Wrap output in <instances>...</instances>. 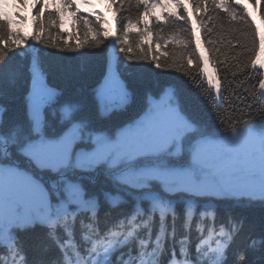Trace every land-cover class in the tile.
<instances>
[{
    "label": "snow or ice",
    "instance_id": "1",
    "mask_svg": "<svg viewBox=\"0 0 264 264\" xmlns=\"http://www.w3.org/2000/svg\"><path fill=\"white\" fill-rule=\"evenodd\" d=\"M104 2L117 5V0ZM18 3L23 6L28 0ZM50 3L58 7L50 9ZM79 3L92 0H32L35 31L30 34L13 27L26 17L0 11V264H253L249 257L264 254V216L249 220L234 209L264 208V127L252 126L255 116L264 118V73L258 95L247 88L246 94L233 92L239 103L228 104L239 114L221 121L222 133L191 118L179 89L168 96L167 86L154 88L142 78L133 87L126 85L120 60L115 66L107 61L103 83L94 90L95 105L89 107L50 87L37 56L10 63L17 50L36 47L32 41L44 45L46 29L62 26L66 17L73 27L80 23L86 29L76 49L98 46L102 38H111L115 45L119 36L108 28L103 14L90 11L82 18ZM243 3L135 0L143 9L141 18L122 25L123 44L129 46L120 51H134L128 35L135 28L136 35L145 38L138 55L147 59L151 53L155 67L162 68L167 61L155 58V41L147 44L152 29L144 17L162 27L152 12L165 10L164 21L185 25L179 31L189 34L186 40L173 37L181 45L178 62H195L199 77L215 90L212 103L220 109L227 88L222 90L220 81L206 71L210 61L219 63L220 49L206 36L205 54L197 23L211 35L215 29L205 21L228 17L238 25L229 34L243 52L254 54V22ZM260 3L264 18V0ZM186 4L192 5L195 19ZM169 5L176 11H168ZM246 32L251 48L242 40ZM251 63L256 69V61ZM259 69L264 70V61ZM160 92L164 99L156 100ZM141 101L138 119L107 124L113 114H126ZM210 209L212 227L197 237L193 256L192 226L205 223L202 218ZM217 223L223 225L219 235L201 247L206 237L216 234Z\"/></svg>",
    "mask_w": 264,
    "mask_h": 264
},
{
    "label": "trees",
    "instance_id": "2",
    "mask_svg": "<svg viewBox=\"0 0 264 264\" xmlns=\"http://www.w3.org/2000/svg\"><path fill=\"white\" fill-rule=\"evenodd\" d=\"M96 4H99L100 0H93ZM235 2V0H231ZM18 0H0V11H2L5 16H11L16 18V14L19 13L20 16L25 15L20 12L17 7ZM117 5L119 7L117 8ZM117 5L109 6L108 3L104 2V11L99 9L83 8L80 9L82 18L87 15L88 12H98L103 14L104 18L108 22L107 26L109 29H113L117 32L119 40L113 48L112 57H108L109 49L111 47V38H102L98 41V46L94 45L89 48L87 45L85 47L76 49V45L84 40V33L86 31L83 24L77 23V27H73V21L71 18L66 17L62 26L58 28H52L50 30L46 29V33L42 36L45 44L40 45L35 41H32L36 47L28 48L24 50H17L12 54L10 63H15L19 59H31L33 55L37 56L42 69L46 74V83L50 87H55L58 90H65V95L68 98L82 100L89 107H94V90L100 87L103 83V77L106 71L107 61L115 66L117 60H120V71L121 79L129 87H133L138 78H142L145 84L154 88H158L161 85L170 87L172 92L173 89H179L183 92L184 96V107L186 112L191 116L193 120L206 123L213 128L214 131L223 132L224 126L221 121L227 122L232 115H238L239 113H233L231 106H229L228 101L233 104H238L236 96L233 95L234 91H238L241 94L244 93V89L247 88L249 93L257 94L259 93V78H262V73L264 70L259 69V63L264 61V44L261 43L264 40V18L261 14V3L257 0V3H251V0H244L243 7L248 9L251 19L253 20L252 32L255 34V49L256 52H243L239 47L236 39L233 35L229 34V30L232 27H236L234 22H230L228 17L221 16L218 20H206L205 22L215 29V31L208 35L203 30L199 28V22L197 23V29L200 34V44L201 48L205 50L207 55V39L215 40L216 47L220 49L216 55L218 56L219 63L209 62L210 68L212 69L215 78L220 81L222 90L227 88L224 92V101L221 102V108L216 109L215 105L212 103L214 98L213 89L207 84V79L204 77H199L201 69L196 68L195 62L192 64L187 63V58L183 61L178 62L179 56L181 55V45L173 39V37L180 36L182 39L188 38V33H181L179 30L186 27L182 24H172L168 25L164 21L163 12L165 10L157 7L153 10L152 15L160 18L162 27H157L156 21H153L149 17H144V19H149V26L152 29L147 39V44H153L156 49L157 55L156 59L161 61H167L166 64L160 69L155 67L153 61V55L150 53L147 59H143L139 53L140 41L142 37L136 35L137 29L133 28L129 30L128 39L131 41V47L134 51L129 54L126 51L121 52L120 48L125 49L129 45L123 44L125 38L122 31V25L126 24L129 20L135 24L138 19H140V13L143 9H138L135 4V0L131 3L128 0L121 3V0H117ZM188 6V7H187ZM50 9H55L58 7L56 4L49 5ZM79 7V6H78ZM189 10V14L195 19L193 15V9L191 4H186ZM34 5L31 7L30 16L28 23H21L19 26L14 25V29L17 27L23 33H32L35 31L33 24V13ZM168 11H176L174 5H169ZM236 11L239 13L240 8L238 7ZM223 12V10H221ZM215 15V14H214ZM117 17L121 21V24H117ZM94 20V17L90 18ZM90 27L93 25L90 24ZM236 35H240L237 33ZM75 36V38H74ZM102 37V33H101ZM91 36H89V40ZM242 40L249 42V47L251 48L250 40L251 36L249 33H244ZM231 41L232 47L228 46V42ZM52 42H55L56 47H52ZM163 43V47H160ZM147 44L145 47H147ZM107 46V47H106ZM193 46H195V40L193 39ZM70 49H74L70 50ZM191 50H189L190 53ZM237 53H242L239 60L234 59ZM198 54V53H197ZM131 56V59H129ZM256 61V69L252 68V61ZM139 64V65H137ZM245 65L247 68H245ZM204 66L201 65V68ZM227 69V71H226ZM251 78V79H250ZM30 83V81L28 82ZM200 92L196 91V86H201ZM231 85V86H230ZM27 84L25 85V89ZM210 92L213 95H210ZM162 93L155 96L154 98L158 100ZM171 96V95H170ZM160 100V99H159ZM162 100V99H161ZM142 106V101L138 102L135 106L129 109L126 114H113L110 121H107L109 126L119 125L123 123L128 117L136 119V113ZM220 113L219 116L217 113ZM143 113H141L142 115ZM252 126L260 130L264 127V118L260 116H255ZM46 179V177H45ZM147 202L142 207H146ZM228 207H231L229 205ZM235 214L239 216H245L249 220L254 218L258 219L264 216V208L259 205H253L251 207H237L234 209ZM205 223H197L192 226V255H195V245L199 243L197 237L205 230L212 227L213 215L211 209L202 218ZM223 227L219 223L216 224L217 232L215 235L206 237L208 240L207 244L211 243L212 239H215L216 235H219V229ZM199 229V231H197ZM115 231V229H114ZM179 237V231L177 232ZM79 239V235L77 237ZM205 243H201V247ZM180 251L179 244H177V252ZM167 259V254L164 257ZM148 258L145 257V260ZM253 264H264V254L257 252L254 256L249 257Z\"/></svg>",
    "mask_w": 264,
    "mask_h": 264
},
{
    "label": "rangeland",
    "instance_id": "3",
    "mask_svg": "<svg viewBox=\"0 0 264 264\" xmlns=\"http://www.w3.org/2000/svg\"><path fill=\"white\" fill-rule=\"evenodd\" d=\"M79 5L80 6H82V7H85V6H87V7H96L95 5H94V3H93V1H92V3L91 4H83V3H79ZM206 71H207V73L208 74H210V75H212L213 77H215V75H214V73H213V71H212V69L210 68V65L208 64L207 65V68H206ZM213 92H214V94H215V90L213 89ZM162 94L160 95V97L158 98V100L160 99H164V93L163 92H161ZM170 95H172V90H171V88L169 87L168 88V96H170ZM139 117H137L136 119H138ZM257 130V129H256Z\"/></svg>",
    "mask_w": 264,
    "mask_h": 264
}]
</instances>
